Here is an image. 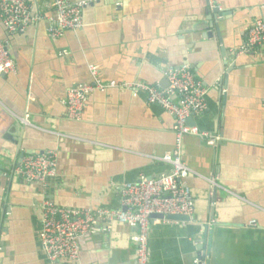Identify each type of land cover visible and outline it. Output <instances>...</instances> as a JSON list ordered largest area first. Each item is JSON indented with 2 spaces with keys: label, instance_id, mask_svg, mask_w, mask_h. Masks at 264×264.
Returning <instances> with one entry per match:
<instances>
[{
  "label": "crops",
  "instance_id": "crops-1",
  "mask_svg": "<svg viewBox=\"0 0 264 264\" xmlns=\"http://www.w3.org/2000/svg\"><path fill=\"white\" fill-rule=\"evenodd\" d=\"M48 0H25L39 19L0 42L16 72L0 78V264L50 262L41 242V204L121 209L119 187L170 173L174 119L122 85H167L166 72L188 66L207 89V110L188 123L210 138L186 136L180 153L196 175L188 221L152 222L150 264H264V45L241 55L264 0H72L86 2L82 28L47 35ZM103 84L81 118L67 117L66 91ZM166 88V87H165ZM164 88V89H165ZM56 151L47 188L13 176L27 155ZM209 180H213V186ZM169 222V223H168ZM255 223V227L251 226ZM80 238L79 264H134L136 229L107 221Z\"/></svg>",
  "mask_w": 264,
  "mask_h": 264
},
{
  "label": "built area",
  "instance_id": "built-area-1",
  "mask_svg": "<svg viewBox=\"0 0 264 264\" xmlns=\"http://www.w3.org/2000/svg\"><path fill=\"white\" fill-rule=\"evenodd\" d=\"M99 0H89V3ZM212 10L218 8L213 0H208ZM86 2L72 0H48L47 6L54 11L55 18H49L47 35L51 39L61 38L68 31L82 28V9ZM0 18L9 34L21 33L36 22L39 17L30 16L29 6L25 0H0ZM247 47L239 49L241 55L264 45V20L253 19L247 34ZM93 78L91 84H79L66 91L64 106L67 117L71 120L81 118L88 97L95 91H104L117 84H103L95 68L91 67ZM15 63L9 56L7 47L0 42V78L14 74ZM165 89L148 86L144 83L122 85L128 90L146 93L147 105L162 108L174 119L173 132L175 149L156 160L169 164L170 173L155 178L140 177L135 183H122L119 187L121 209L101 208L73 209L56 206L47 198L41 204V246L50 262L79 264L81 237L88 234L104 232L99 223L115 220L136 229L133 237L136 260L134 264H150L149 238L152 222L159 219L153 215L186 216L193 212V199L186 179L196 174L182 161L180 149L186 136L210 138L187 121L201 115L207 110V89L192 73L188 66L172 68L166 72ZM57 174V153L50 150L24 156L13 168V176L26 183H37L47 188L49 179ZM209 182L216 186L213 180ZM162 221H169L161 219ZM170 222V221H169ZM168 222V223H169ZM255 227V223H251ZM193 264H205L195 260Z\"/></svg>",
  "mask_w": 264,
  "mask_h": 264
},
{
  "label": "water",
  "instance_id": "water-1",
  "mask_svg": "<svg viewBox=\"0 0 264 264\" xmlns=\"http://www.w3.org/2000/svg\"><path fill=\"white\" fill-rule=\"evenodd\" d=\"M216 10L217 9H214V11H216ZM216 12H218V11H216ZM167 85L162 87V88L164 89L165 87H167ZM190 121H192V119H189L187 121V123H189ZM151 218H153V219H165V220H169V221H181V222L189 220V217H186V216H166L163 218L161 215H153Z\"/></svg>",
  "mask_w": 264,
  "mask_h": 264
}]
</instances>
